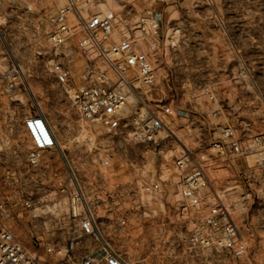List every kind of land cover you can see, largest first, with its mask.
I'll return each instance as SVG.
<instances>
[{"label":"rangeland","instance_id":"374dc122","mask_svg":"<svg viewBox=\"0 0 264 264\" xmlns=\"http://www.w3.org/2000/svg\"><path fill=\"white\" fill-rule=\"evenodd\" d=\"M62 3L0 0V73L12 61L23 71L22 83L0 94V200L8 211L3 223L41 261L61 262L74 229L71 175L83 208L129 264H264V156L253 152L236 162L218 157L210 169L211 185L240 226L247 248L241 257L189 244L194 224L186 211L179 215L174 168L183 150L212 153L211 139L227 123L246 137L264 133V0H91L88 10L113 21V41L134 31L146 8L162 23L160 36L145 41L155 81L149 87L134 81L139 93L128 95L126 107L131 113L145 104L162 117L160 143L149 146L112 142L99 124L81 119L69 91L48 71L46 37ZM87 59L76 55V84ZM164 105L186 113L164 115ZM34 114L48 118L58 139L37 165L29 163L33 146L23 126ZM153 181L161 187L155 197L142 190ZM123 217L127 226L118 228Z\"/></svg>","mask_w":264,"mask_h":264},{"label":"built area","instance_id":"2783aa9c","mask_svg":"<svg viewBox=\"0 0 264 264\" xmlns=\"http://www.w3.org/2000/svg\"><path fill=\"white\" fill-rule=\"evenodd\" d=\"M62 1L46 37L50 46L47 67L50 74L69 91L80 118L99 124L112 142L125 139L147 146L159 144L161 139L158 140V136L165 125L156 111L137 103L133 112H126L128 95L138 96L139 93L133 82L139 81L149 87L155 81L154 62L145 41L155 40L162 33L158 16L146 8L138 16L135 30L113 41V21L88 10L91 0ZM169 1L144 0L150 5H164ZM149 48L154 49V44H149ZM76 55L88 58L80 84L75 83L73 74ZM7 68L0 73V94L4 89L12 91L22 83L21 66L12 61ZM109 72L119 81H110ZM161 113L180 116L186 112L174 111L164 105ZM23 126L33 146L29 163L37 165L45 151L57 147V135L43 114L25 117ZM208 150L212 153L183 150L174 160L182 201L179 215L184 217L186 211V219L194 224L187 238L189 244L241 257L247 248L240 226L230 207L211 185L210 169L218 157L236 162L253 152L264 156V133L246 137L227 123L220 128L219 135L211 139ZM103 163L108 165L109 160ZM142 190L155 197L161 190L160 183H147ZM67 197L74 229L70 232L64 259L58 264H129L111 247L91 212L83 208L81 191L71 175L67 180ZM25 206L31 208L33 204L28 201ZM7 213L6 204L0 200V264H48L3 223ZM117 226L125 228L127 219L121 218Z\"/></svg>","mask_w":264,"mask_h":264},{"label":"bare ground","instance_id":"6f19581e","mask_svg":"<svg viewBox=\"0 0 264 264\" xmlns=\"http://www.w3.org/2000/svg\"><path fill=\"white\" fill-rule=\"evenodd\" d=\"M20 66H21V65H20ZM21 73H23V71H22Z\"/></svg>","mask_w":264,"mask_h":264}]
</instances>
